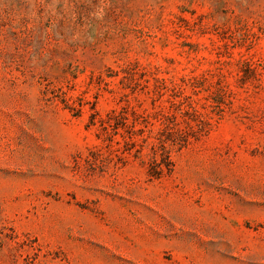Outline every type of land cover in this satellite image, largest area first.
<instances>
[{
	"label": "rangeland",
	"instance_id": "1",
	"mask_svg": "<svg viewBox=\"0 0 264 264\" xmlns=\"http://www.w3.org/2000/svg\"><path fill=\"white\" fill-rule=\"evenodd\" d=\"M0 264H264V0H0Z\"/></svg>",
	"mask_w": 264,
	"mask_h": 264
}]
</instances>
